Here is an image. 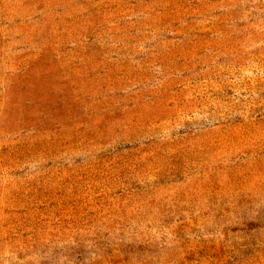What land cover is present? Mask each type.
Wrapping results in <instances>:
<instances>
[{
  "label": "rangeland",
  "instance_id": "rangeland-1",
  "mask_svg": "<svg viewBox=\"0 0 264 264\" xmlns=\"http://www.w3.org/2000/svg\"><path fill=\"white\" fill-rule=\"evenodd\" d=\"M0 264H264V0H0Z\"/></svg>",
  "mask_w": 264,
  "mask_h": 264
}]
</instances>
